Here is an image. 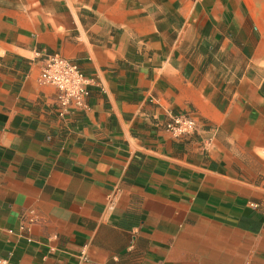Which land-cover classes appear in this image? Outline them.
Returning <instances> with one entry per match:
<instances>
[{
    "label": "crops",
    "instance_id": "0c3cea01",
    "mask_svg": "<svg viewBox=\"0 0 264 264\" xmlns=\"http://www.w3.org/2000/svg\"><path fill=\"white\" fill-rule=\"evenodd\" d=\"M0 258L264 264V0H0Z\"/></svg>",
    "mask_w": 264,
    "mask_h": 264
},
{
    "label": "built area",
    "instance_id": "2783aa9c",
    "mask_svg": "<svg viewBox=\"0 0 264 264\" xmlns=\"http://www.w3.org/2000/svg\"><path fill=\"white\" fill-rule=\"evenodd\" d=\"M39 80L56 88L59 115L88 107L89 87L94 82L74 61L59 53H46ZM161 126L173 136L181 137L194 132L197 124L191 112L185 111L169 114ZM0 264H7V260L0 258Z\"/></svg>",
    "mask_w": 264,
    "mask_h": 264
}]
</instances>
